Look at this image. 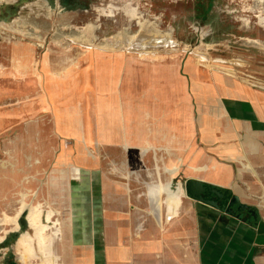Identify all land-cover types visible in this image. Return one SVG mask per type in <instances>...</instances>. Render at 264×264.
Instances as JSON below:
<instances>
[{"label": "crops", "instance_id": "crops-1", "mask_svg": "<svg viewBox=\"0 0 264 264\" xmlns=\"http://www.w3.org/2000/svg\"><path fill=\"white\" fill-rule=\"evenodd\" d=\"M6 27L0 25V155L3 129L26 127V153H15L33 163L26 175L44 176L50 169L35 167L47 159L39 137L59 140L55 159L91 178L78 180L89 184V198L81 189L77 198L78 207L92 209L81 221L102 224L98 235L90 232L103 250L96 261L264 264V90L217 73L180 75L174 53L120 45L93 47L68 70L66 45L52 52L37 40L5 39ZM174 160L178 168L187 162V178L231 191L251 219L213 207L174 214L184 197L174 186ZM19 175L0 168V215Z\"/></svg>", "mask_w": 264, "mask_h": 264}, {"label": "rangeland", "instance_id": "rangeland-1", "mask_svg": "<svg viewBox=\"0 0 264 264\" xmlns=\"http://www.w3.org/2000/svg\"><path fill=\"white\" fill-rule=\"evenodd\" d=\"M69 1L72 0H61V4L60 0H0V25L13 29L8 31L6 27L4 38L37 40L42 50L49 47L52 52L56 44L66 45L68 70L75 58L88 56L93 47L113 50L117 49L114 45H120L156 55L174 53V68L180 75L191 69L195 73L204 71V76L217 73L228 82L234 80L264 90V2L77 0L70 6L65 4V9L64 3ZM26 131V127L3 129L0 168L7 172L13 169L22 175L14 178L15 190L10 198L13 201L2 208L0 215V264H56L54 258L58 264H100L96 257L103 250L100 244L96 246L90 232L97 230L98 235L102 224L95 225V229L93 224L81 221L86 220L92 209L78 207L77 198L80 189L85 190L82 196L89 198V184L79 187L78 180L82 178L84 183L91 178L80 175L77 165H65L55 159L54 148L59 140L55 143L51 137L41 138L37 129L33 138L36 143L38 137L40 143H45L47 159L35 167L50 169V174L26 175L31 161L19 159L15 153L16 148L19 157L26 153ZM12 136L19 137L15 141ZM70 142L66 138L63 144L69 148ZM176 163L174 160V167L178 168ZM177 168L174 186L184 191V197L174 214L182 217L210 211V206L192 202L185 194V179L192 176L187 162ZM177 198L174 197L175 206ZM33 209L37 216L34 223ZM221 214L228 213L221 211ZM7 215L12 217L9 220L14 228L6 223ZM46 217L47 222L41 224ZM241 217L251 219L247 212H242ZM28 224L34 229L35 240Z\"/></svg>", "mask_w": 264, "mask_h": 264}, {"label": "water", "instance_id": "water-1", "mask_svg": "<svg viewBox=\"0 0 264 264\" xmlns=\"http://www.w3.org/2000/svg\"><path fill=\"white\" fill-rule=\"evenodd\" d=\"M251 1L258 3L264 2V0ZM184 184L186 196L193 199L194 201L201 202L219 211L232 214L237 218H242L241 213L244 211H249L254 214L246 205L240 203L239 199L229 190L221 189L195 178H186ZM201 193H203L205 197H202ZM220 199L225 203V205L224 203L220 205L217 203V201Z\"/></svg>", "mask_w": 264, "mask_h": 264}, {"label": "flooded vegetation", "instance_id": "flooded-vegetation-1", "mask_svg": "<svg viewBox=\"0 0 264 264\" xmlns=\"http://www.w3.org/2000/svg\"><path fill=\"white\" fill-rule=\"evenodd\" d=\"M59 1V0H58ZM65 1H68V0H65ZM73 1L74 2H76L77 0H72L71 2L69 1V2H67V3H64V8H65V4H66V6H70V5H72V3H73ZM60 4H61V0H60ZM68 4V5H67ZM81 9H79L80 11L82 10V7H80ZM66 9V8H65ZM85 10H87V8L85 9ZM201 196L202 197H205V195L203 194V193H201ZM217 203L220 205V204H222V203H224V202H222V200L220 199V200H218L217 201ZM224 205H225V203H224ZM235 213H238V212H235ZM238 214H240V213H238ZM232 215V214H231Z\"/></svg>", "mask_w": 264, "mask_h": 264}, {"label": "bare ground", "instance_id": "bare-ground-1", "mask_svg": "<svg viewBox=\"0 0 264 264\" xmlns=\"http://www.w3.org/2000/svg\"><path fill=\"white\" fill-rule=\"evenodd\" d=\"M173 201H174V200H173ZM173 203H174V202H173ZM173 203L169 202V204H171V205H172ZM173 206H174V205H173ZM35 212H36L35 209H33L32 212H31V213H32V214H31V215H32V216H31V220H32L33 223H34L33 220H35L34 218L37 217V216H35ZM47 220H48V218L46 217L44 220L41 221V224L44 225V223H46ZM43 225H42V226H43Z\"/></svg>", "mask_w": 264, "mask_h": 264}]
</instances>
